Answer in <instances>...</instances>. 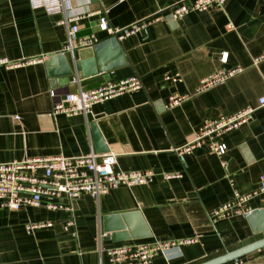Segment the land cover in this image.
Wrapping results in <instances>:
<instances>
[{
    "label": "crops",
    "instance_id": "crops-1",
    "mask_svg": "<svg viewBox=\"0 0 264 264\" xmlns=\"http://www.w3.org/2000/svg\"><path fill=\"white\" fill-rule=\"evenodd\" d=\"M177 1L66 0L65 12L49 15L29 0H0V58L34 60L0 65V163L113 152L115 170L155 173L150 183L120 185L99 198L83 193L74 201V225L67 224L66 211L49 209L46 197L40 206L17 210L0 204V264H99L111 246L188 239L194 240L171 256L159 253L152 264H200L264 237L248 214L217 220L211 214L236 189L256 188L264 174V107L258 106L264 95V0H227L175 17ZM66 12H89L78 36L95 34L99 42L113 37L99 28L103 15L113 27L145 26L118 39L119 51L108 45L100 60L95 52L85 54L89 46L77 49L85 54L77 58L66 49L69 25L59 22ZM60 54L67 61L48 64ZM238 66L243 70L226 81L200 87L208 75ZM67 68L72 75L64 74ZM131 75L140 77V90L96 103L87 114L53 112L55 100L69 92ZM176 93L186 98L167 106ZM247 107H257L253 118L219 138L228 145L225 155L207 147L176 152L206 121ZM166 172L183 176L167 180ZM252 205L264 207L260 198ZM34 222L52 225L28 229ZM238 259L223 264H264V246Z\"/></svg>",
    "mask_w": 264,
    "mask_h": 264
},
{
    "label": "built area",
    "instance_id": "built-area-1",
    "mask_svg": "<svg viewBox=\"0 0 264 264\" xmlns=\"http://www.w3.org/2000/svg\"><path fill=\"white\" fill-rule=\"evenodd\" d=\"M66 0H29L33 9H44L47 14L55 15L65 12ZM227 0H178L172 5L175 17H182L191 11H205L213 6H224ZM89 12L73 13L66 12L60 23L68 24L67 50L75 51L80 47L93 46L101 39L95 34L78 36L80 29L79 21ZM145 26V22H138L127 27H113L107 16L100 18L99 28L119 40L137 33ZM228 28L233 29L232 23ZM228 53H223L222 60L227 61ZM28 61H9L0 58V65L8 68L18 67ZM243 67L220 69L201 81V88L210 87L226 81L228 78L241 72ZM167 80L180 82L179 75H166ZM143 84L138 75H131L119 81L108 80L98 87L69 92L55 100L53 112L66 115L87 114L91 108L99 102H103L125 93L140 90ZM56 99L57 94L52 93ZM185 95L173 94L169 98L167 106L179 105ZM259 107H264V95L258 99ZM257 107H247L242 111L229 115H220L217 118L206 121L196 132L192 140L176 150L178 155L191 154L196 149L207 147L208 149L223 156L227 153L228 145L219 140L226 132L239 128L248 123L254 116ZM117 163L116 153L109 152L98 154L95 152L87 155L67 157L63 155L32 157L25 161L0 163V204L11 210L20 209L22 206H40L46 197L49 200L46 206L52 210H64L69 214L67 224L74 225V201L83 193L90 194L94 198L109 193L120 185L134 186L153 181L154 171L115 170ZM225 164V161H223ZM181 172H166L167 180L182 177ZM67 198V203L50 199ZM260 198L264 206V174L260 177L258 186L252 190L243 192L238 189L234 195L218 207L212 210L214 220L228 217L233 214H249L255 207L252 201ZM52 222H34L27 225L28 229H37L51 226ZM185 241H145L124 243L111 246L106 249L107 261L99 264H152L153 259L159 253L171 256L170 251L178 248ZM242 260L236 259V263Z\"/></svg>",
    "mask_w": 264,
    "mask_h": 264
},
{
    "label": "water",
    "instance_id": "water-1",
    "mask_svg": "<svg viewBox=\"0 0 264 264\" xmlns=\"http://www.w3.org/2000/svg\"><path fill=\"white\" fill-rule=\"evenodd\" d=\"M108 45H113V47L119 51V42H118V38L113 36L112 38L108 39V40H105V41H101L99 43H97L96 45H93V46H89L88 48H85V54L86 53H92V52H95L96 53V56H97V60L99 59L100 60V56H101V53L103 52V50L105 48L108 47ZM89 49V50H88ZM88 50V51H87ZM76 51V57L77 58H82L83 55H85L83 52V50H75ZM83 51V52H82ZM55 59H58L59 61H67L66 60V56H62L61 54L60 55H57L56 57H50L49 61H48V64L49 65H53L54 64V61ZM101 70H104L103 67L100 65L99 67ZM69 69L67 68L66 71L64 74L66 76H69V75H72L71 71H68ZM126 216V215H124ZM247 218L249 220V222L251 223V226L253 228L254 231L256 232H263L264 234V207L263 208H256L254 209L251 213H249L247 215ZM264 246V237L257 240V241H254L252 243H249L245 246H242L236 250H233V251H229L221 256H218L216 258H213V259H210L208 261H205V262H202L200 264H223V263H226L228 261H231V260H234V259H237L243 255H246L250 252H253L261 247Z\"/></svg>",
    "mask_w": 264,
    "mask_h": 264
}]
</instances>
